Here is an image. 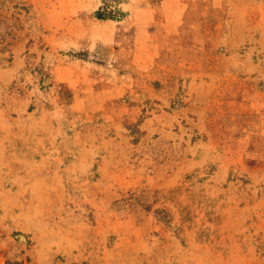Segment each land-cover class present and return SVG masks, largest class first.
<instances>
[{
    "label": "rangeland",
    "instance_id": "rangeland-1",
    "mask_svg": "<svg viewBox=\"0 0 264 264\" xmlns=\"http://www.w3.org/2000/svg\"><path fill=\"white\" fill-rule=\"evenodd\" d=\"M0 264H264V0H0Z\"/></svg>",
    "mask_w": 264,
    "mask_h": 264
},
{
    "label": "trees",
    "instance_id": "trees-1",
    "mask_svg": "<svg viewBox=\"0 0 264 264\" xmlns=\"http://www.w3.org/2000/svg\"><path fill=\"white\" fill-rule=\"evenodd\" d=\"M113 14H115L113 11H111L108 7V5H105V8H103L99 13L98 16H100L101 18L107 17V16H112Z\"/></svg>",
    "mask_w": 264,
    "mask_h": 264
}]
</instances>
